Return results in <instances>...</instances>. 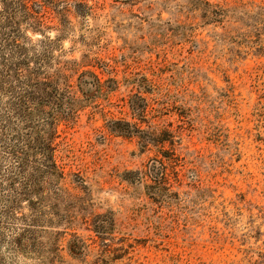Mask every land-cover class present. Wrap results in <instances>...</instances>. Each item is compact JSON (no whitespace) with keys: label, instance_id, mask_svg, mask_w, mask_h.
<instances>
[{"label":"rangeland","instance_id":"1","mask_svg":"<svg viewBox=\"0 0 264 264\" xmlns=\"http://www.w3.org/2000/svg\"><path fill=\"white\" fill-rule=\"evenodd\" d=\"M23 3L0 0V65L17 37L73 115L60 193L0 187V264H264V0Z\"/></svg>","mask_w":264,"mask_h":264},{"label":"trees","instance_id":"2","mask_svg":"<svg viewBox=\"0 0 264 264\" xmlns=\"http://www.w3.org/2000/svg\"><path fill=\"white\" fill-rule=\"evenodd\" d=\"M21 7L27 9L24 3ZM6 14L7 22H12V15L7 11ZM8 44L13 52L0 65V85L5 81L4 89L11 95L12 100L10 107L6 109L9 119L2 125L0 139L6 137L5 131L10 127L11 118L17 121L19 127L11 136L12 142L0 143L4 155L11 161L1 175L0 187L5 207L11 209L24 198L32 202L29 198L32 194L60 193L64 188L66 175L55 159L58 146L56 127L62 119L72 117L73 109H62V104L58 101L60 98L54 94L58 89L52 85V81H39L34 72L22 67L24 63L21 59L12 58L16 52H21L17 37L13 36ZM49 102L52 106L48 110ZM35 109L38 114L33 113ZM42 199L37 198L35 203H41ZM78 248L72 245L69 249L74 251Z\"/></svg>","mask_w":264,"mask_h":264}]
</instances>
